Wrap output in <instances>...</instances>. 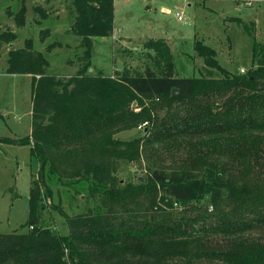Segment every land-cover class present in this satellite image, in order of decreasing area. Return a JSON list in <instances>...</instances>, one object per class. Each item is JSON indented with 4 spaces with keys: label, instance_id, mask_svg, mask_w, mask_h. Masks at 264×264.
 <instances>
[{
    "label": "trees",
    "instance_id": "1",
    "mask_svg": "<svg viewBox=\"0 0 264 264\" xmlns=\"http://www.w3.org/2000/svg\"><path fill=\"white\" fill-rule=\"evenodd\" d=\"M71 3L69 33L83 49L74 73L49 72L30 44L7 52L6 72L31 76L30 132L1 141L29 144L39 175L28 191L29 229L0 233V264H264V53L253 48L252 65L230 73L199 43L218 77L90 72L93 38L113 31L114 0ZM5 33L0 48L12 37ZM175 102L181 108L171 112ZM170 122L180 126L170 139L186 149L176 168L121 182L118 162L139 159V139L112 135L143 123L152 134ZM52 179L86 203L60 210L65 235L40 223ZM255 228L261 237L244 235Z\"/></svg>",
    "mask_w": 264,
    "mask_h": 264
},
{
    "label": "rangeland",
    "instance_id": "2",
    "mask_svg": "<svg viewBox=\"0 0 264 264\" xmlns=\"http://www.w3.org/2000/svg\"><path fill=\"white\" fill-rule=\"evenodd\" d=\"M21 6L25 11L19 24L15 14ZM113 12L112 33L93 38L90 72L218 77L220 71L205 64L199 43L213 50L217 65L230 73H243L252 65L253 48L257 57L264 53V0H114ZM73 16L71 0H0V33L12 35L0 48V233L29 229L24 225L28 191L31 180L39 175L29 144L1 141L10 138L17 142L30 132L31 76L7 73V52L30 44L46 56L49 72L74 73L83 60V49L79 37L69 33ZM155 102L159 98L146 100ZM180 105L175 102L171 112ZM165 112L163 108L159 115ZM147 125L112 135L125 141L139 139V159L118 162L116 176L121 182L135 181L154 168L175 169L186 150L170 139L179 132L176 122L152 134L143 130ZM169 129L173 133L166 134ZM168 140L172 143L166 144ZM47 182L49 189L40 201V223L65 235L68 225L60 210H82L85 200L80 194L73 196L74 191L57 180ZM244 235L261 237L262 233L255 228Z\"/></svg>",
    "mask_w": 264,
    "mask_h": 264
},
{
    "label": "water",
    "instance_id": "3",
    "mask_svg": "<svg viewBox=\"0 0 264 264\" xmlns=\"http://www.w3.org/2000/svg\"><path fill=\"white\" fill-rule=\"evenodd\" d=\"M171 94H172V95H176V94H178V90H177V88H172V90H171Z\"/></svg>",
    "mask_w": 264,
    "mask_h": 264
}]
</instances>
